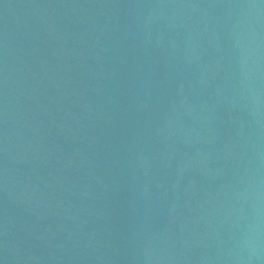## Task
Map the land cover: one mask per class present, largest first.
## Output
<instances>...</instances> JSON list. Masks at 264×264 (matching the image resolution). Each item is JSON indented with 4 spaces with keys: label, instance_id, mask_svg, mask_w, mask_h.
I'll use <instances>...</instances> for the list:
<instances>
[{
    "label": "water",
    "instance_id": "1",
    "mask_svg": "<svg viewBox=\"0 0 264 264\" xmlns=\"http://www.w3.org/2000/svg\"><path fill=\"white\" fill-rule=\"evenodd\" d=\"M0 264H264V0H0Z\"/></svg>",
    "mask_w": 264,
    "mask_h": 264
}]
</instances>
